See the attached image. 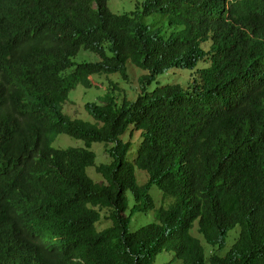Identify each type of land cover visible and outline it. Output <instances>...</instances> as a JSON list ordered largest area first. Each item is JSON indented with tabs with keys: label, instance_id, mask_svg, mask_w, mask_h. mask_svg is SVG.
Returning <instances> with one entry per match:
<instances>
[{
	"label": "trees",
	"instance_id": "trees-1",
	"mask_svg": "<svg viewBox=\"0 0 264 264\" xmlns=\"http://www.w3.org/2000/svg\"><path fill=\"white\" fill-rule=\"evenodd\" d=\"M109 1L0 0V264H155L164 252L173 263L264 264V112L242 115L223 81L233 57L264 43V0H143L122 15ZM81 51L98 60L75 63ZM199 61L210 66L198 82L152 89ZM131 69L144 72L134 100L118 102L110 80L85 105L91 121L64 113L91 78L127 82ZM61 136L83 145L54 148ZM94 143L108 163H96ZM157 194L155 222L130 231ZM197 220L208 257L190 233Z\"/></svg>",
	"mask_w": 264,
	"mask_h": 264
},
{
	"label": "rangeland",
	"instance_id": "rangeland-1",
	"mask_svg": "<svg viewBox=\"0 0 264 264\" xmlns=\"http://www.w3.org/2000/svg\"><path fill=\"white\" fill-rule=\"evenodd\" d=\"M143 0H110L108 3V8L112 13L115 14H126L130 13L131 11H134L136 4H141ZM140 6V5H139ZM98 58L89 53L81 51L78 56L74 59L75 63H83V62H95ZM192 71L185 70V69H178L175 70L174 73L168 74L167 77L163 78L161 83L154 84L153 88L159 85H165L169 84L170 79L172 80H179L181 83H187L191 82V79H189V76L192 75ZM144 72L140 70L131 69L129 71V78L128 81H123L121 77L119 76H111V78H98L95 77L91 79L92 81V88H84L82 86H79L75 91L70 93L69 101L64 106V113L68 115L71 118H82L83 120L91 121V117L87 115L85 112V105L88 103H98L100 98L105 96V94L108 92L107 88L109 86V81L111 80L114 83L118 84L117 89H115V93L118 97V102L122 100L123 97H127L129 100H134L140 93V87H139V77L143 75ZM164 76H161L162 78ZM186 84V85H187ZM83 144L80 141L73 140L71 138H68L66 136H61L58 138L57 142L54 143V148H67V147H81ZM92 151L97 156L96 163L98 165L105 164L110 161L109 157L107 156L105 152V147L102 144L94 143L92 145ZM87 173L90 178H92L94 181L99 182L100 177L95 172L94 169L89 168L87 170ZM139 182L143 183L147 180V177L140 173L138 174ZM156 193L160 192H154L152 195L154 196ZM159 194L156 195V205L155 207L148 211V212H135L132 218V223L130 226V231H136L142 226H145L147 224L155 222V213L156 210L161 206L158 205V201L160 202L161 199H158ZM169 201H164L163 205H167ZM133 204V203H132ZM132 204L130 206H132ZM240 232V228L237 226L234 229H232L227 237L225 238V249H228L231 247V245L234 243L235 239H237ZM194 236H197V233L195 231ZM200 238H202L199 235ZM207 253L210 252V248L206 247ZM172 255L170 252H164L161 255L158 256L157 261L155 264H182V262L172 261Z\"/></svg>",
	"mask_w": 264,
	"mask_h": 264
},
{
	"label": "clouds",
	"instance_id": "clouds-1",
	"mask_svg": "<svg viewBox=\"0 0 264 264\" xmlns=\"http://www.w3.org/2000/svg\"><path fill=\"white\" fill-rule=\"evenodd\" d=\"M245 31L246 29L242 25L241 32H245ZM235 39H230V40L233 41ZM202 48L205 51H208L210 48L209 43L203 44ZM230 61L232 63V66L227 68V72L224 75L223 81L226 82L227 84H233V86L228 88L227 94L230 96V98L234 102L235 109L238 110L240 113H242V115L244 116L254 115L259 110H262L264 112V43H257L254 46L253 52L251 54L239 55V56L233 57V59H231ZM228 62L229 60L226 61L224 65L228 66ZM209 66L210 64L208 62L199 61L190 70L193 73L192 75L189 76V79H191V82H189V84L192 85L194 84L195 80H197V82L201 80V78L199 77V72L208 69ZM175 70H178V69L170 70L168 73L163 75L164 77L159 78L158 82L155 84L161 83L162 82L161 80L163 78L167 77L168 74L170 73H174ZM170 82L171 83L169 84H181L184 87H189L186 85L187 83H181L179 80L170 79ZM169 84H165V85L167 86ZM161 86H164V85H159L154 88L152 87V89L159 88ZM188 104H189L191 111L196 116L202 110L201 103L198 102L194 98L192 92L189 94ZM259 129L261 132H264V117L262 118V121L259 125ZM170 203L171 201H169L167 205L169 206ZM167 205H163V207H166ZM237 226L240 228V232H239V235H240L242 228L239 225H236L235 227ZM17 227L18 226L14 223L11 225L10 230L8 231V234L6 237V243L10 240L11 234L16 230ZM195 231L197 233V236H194ZM190 233L192 236L196 237L198 240L202 242V244L205 247V250H206V247H209L207 244L204 243L203 238L199 237L200 234L198 233V220L195 221L194 226L190 230ZM239 235L237 239H239ZM25 245L26 244L20 245L11 250L13 253L12 260L20 261V254H21L22 248ZM209 248L211 252L212 248L211 247ZM170 253L173 254L172 259L175 258V254L172 252ZM206 253H207V250H206ZM209 253H207V257ZM177 261L182 262L179 259H175V262ZM206 264H209V263L206 262Z\"/></svg>",
	"mask_w": 264,
	"mask_h": 264
}]
</instances>
